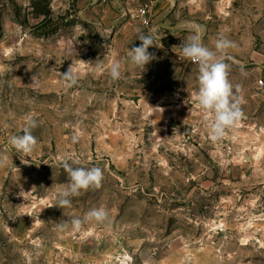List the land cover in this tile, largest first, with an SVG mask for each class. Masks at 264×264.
<instances>
[{
	"label": "rangeland",
	"instance_id": "rangeland-1",
	"mask_svg": "<svg viewBox=\"0 0 264 264\" xmlns=\"http://www.w3.org/2000/svg\"><path fill=\"white\" fill-rule=\"evenodd\" d=\"M173 3L142 71L128 52L152 28H106L79 0H0V264H264V176L249 179L264 171V151L237 143V131L262 133L246 118L264 112V0ZM196 26L210 49L221 36L236 45L226 62L244 115L219 140L194 99L198 66L182 53ZM113 61L123 64L115 81ZM29 115L37 143L24 156L8 141ZM65 154L104 178L59 208ZM99 208L107 220H85Z\"/></svg>",
	"mask_w": 264,
	"mask_h": 264
},
{
	"label": "clouds",
	"instance_id": "clouds-1",
	"mask_svg": "<svg viewBox=\"0 0 264 264\" xmlns=\"http://www.w3.org/2000/svg\"><path fill=\"white\" fill-rule=\"evenodd\" d=\"M155 29L147 33L138 31L136 38L141 42L139 46L132 47L128 52V61L145 70V66L156 57L148 49L156 46ZM198 26L195 28V34L190 35L181 45L183 56L197 64L198 66V91L194 95L197 106L203 112V119L208 128L209 136L212 140L222 139L227 131L234 128L242 120L243 96L239 85H236L235 92L233 85L229 80L230 65L226 60L230 59L229 49L236 45L233 41L221 36L214 44V50L202 43V37L199 34ZM101 34V33H100ZM102 35V34H101ZM123 64L119 61H113L108 69V75L111 80L122 78ZM243 72V68L241 67ZM62 79L67 86H73L77 83L76 68L74 62L69 66ZM163 111V109H161ZM38 126L36 119L32 115L26 117L25 125L22 129L23 135H13L9 138V145L15 151L24 156H30L34 146L37 143L36 137L32 135V130ZM77 139L73 137V141ZM8 161L7 156H0V166H4ZM71 161V162H70ZM63 168L66 170L69 183L61 188L57 193V206L59 208L70 207V197L80 194L81 190L99 189L103 181V172L99 167H73V164L79 165L80 160L71 155L65 154ZM23 191L20 195L23 196ZM108 218V212L104 208L92 209L85 217V220H95L103 223ZM74 229L79 230L82 225L80 219L71 221ZM58 227L63 230L66 223H61Z\"/></svg>",
	"mask_w": 264,
	"mask_h": 264
},
{
	"label": "crops",
	"instance_id": "crops-1",
	"mask_svg": "<svg viewBox=\"0 0 264 264\" xmlns=\"http://www.w3.org/2000/svg\"><path fill=\"white\" fill-rule=\"evenodd\" d=\"M141 1V3H140ZM138 3V7H133V3ZM150 5V16L152 20V29H155V33H158L162 26H166L172 17H170L171 8L174 6L173 0H110L108 3H103L101 0H79V7L83 11V13L87 14L90 17H87L94 23L102 24L106 28L113 25L114 22H119L126 26V28L132 30L134 28L141 29L144 28L140 21L137 19V9L144 5ZM122 9L120 12L122 16L127 17H95L104 10L106 13H112V10ZM93 16V17H91ZM131 16V17H128ZM113 22V23H112ZM263 93L261 94L260 101L262 106H264V88H261ZM248 123L249 120L252 119L251 126L258 127L262 133L257 134L255 136L251 131L240 130L237 131L238 141L237 143L240 145V148L244 149H253L256 151L263 150L264 151V112L259 114L256 117H247ZM250 126V128H251ZM258 158V157H256ZM255 158L251 159V166L255 163ZM261 162V161H260ZM259 162V163H260ZM261 165L264 164L260 163ZM256 172V171H255ZM254 172V173H255ZM251 175V178L257 176H264V171L262 173H256ZM249 177V175H247Z\"/></svg>",
	"mask_w": 264,
	"mask_h": 264
},
{
	"label": "built area",
	"instance_id": "built-area-1",
	"mask_svg": "<svg viewBox=\"0 0 264 264\" xmlns=\"http://www.w3.org/2000/svg\"><path fill=\"white\" fill-rule=\"evenodd\" d=\"M110 0H101L103 3H108ZM137 19L140 21L141 25L146 28V29H151L152 28V20L150 16V5L144 4L140 6L137 9V14H136ZM260 87L264 88V82H260Z\"/></svg>",
	"mask_w": 264,
	"mask_h": 264
}]
</instances>
